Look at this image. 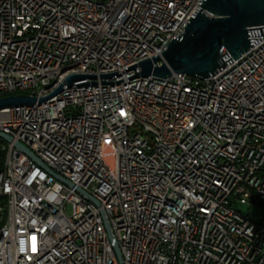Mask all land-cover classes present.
Returning a JSON list of instances; mask_svg holds the SVG:
<instances>
[{"label":"built area","instance_id":"1","mask_svg":"<svg viewBox=\"0 0 264 264\" xmlns=\"http://www.w3.org/2000/svg\"><path fill=\"white\" fill-rule=\"evenodd\" d=\"M201 1L0 0V98L52 95L0 109V264H119L106 224L123 264H264V27L203 80L139 74Z\"/></svg>","mask_w":264,"mask_h":264},{"label":"water","instance_id":"2","mask_svg":"<svg viewBox=\"0 0 264 264\" xmlns=\"http://www.w3.org/2000/svg\"><path fill=\"white\" fill-rule=\"evenodd\" d=\"M199 5L196 15L186 24L184 33L166 45L161 57L144 59L139 63L141 77L166 79L172 74H184L203 80L223 66L221 56L224 52L233 59L246 53L250 48L249 32L253 28L264 27V0H202ZM157 63L160 65L158 66ZM83 78L85 77L71 75L66 79V83L71 86L73 82ZM51 96L37 100L22 94L10 95L0 98V109L45 102ZM0 141L11 143L12 139L0 133ZM12 145L44 168V165L26 147L19 142H13ZM55 178L69 186L61 177L55 176ZM77 191L83 194L81 190ZM106 229L116 260L119 264H123L118 247L108 233L107 224Z\"/></svg>","mask_w":264,"mask_h":264},{"label":"rangeland","instance_id":"3","mask_svg":"<svg viewBox=\"0 0 264 264\" xmlns=\"http://www.w3.org/2000/svg\"><path fill=\"white\" fill-rule=\"evenodd\" d=\"M0 144L1 141H0ZM240 210L242 212V215H249V219L254 221V222H259L262 219V211L260 207L258 206H251V207H246V206H240Z\"/></svg>","mask_w":264,"mask_h":264},{"label":"trees","instance_id":"4","mask_svg":"<svg viewBox=\"0 0 264 264\" xmlns=\"http://www.w3.org/2000/svg\"><path fill=\"white\" fill-rule=\"evenodd\" d=\"M2 143V142H1ZM2 157H4V155H3V152L2 151H0V170L2 169V164H3V158Z\"/></svg>","mask_w":264,"mask_h":264}]
</instances>
